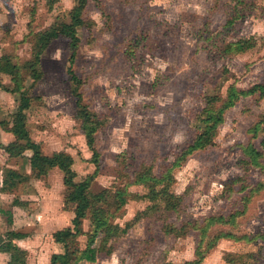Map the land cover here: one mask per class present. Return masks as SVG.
I'll return each mask as SVG.
<instances>
[{
    "label": "rangeland",
    "instance_id": "1",
    "mask_svg": "<svg viewBox=\"0 0 264 264\" xmlns=\"http://www.w3.org/2000/svg\"><path fill=\"white\" fill-rule=\"evenodd\" d=\"M102 2L106 16L93 3L85 10L94 25L78 29L81 42L74 65L83 79L85 103L106 121L97 133L100 168L92 184L95 192L131 182L133 172L146 164L161 175L194 138L193 117L203 108L204 94L225 95L232 84L246 89L264 82V0ZM74 5L75 0H60L52 7L49 0H0V56L29 60L35 36L68 21ZM245 38H253L255 46L237 55L224 54L226 43ZM69 57L68 42L54 41L39 66L42 79L27 80L34 97L28 126L45 154L66 151L74 157L81 180L96 166L75 117ZM0 84V120L9 119L19 96L8 91L12 89L8 76L0 75ZM263 118L264 97L242 98L226 113L215 145L174 169L171 191L185 194L177 212L166 210L163 202L157 203L158 210L149 209L155 202L146 198L147 188L130 186L137 197L117 222L133 223L131 229L108 243L98 241L97 261L81 264H183L195 258L201 226L208 227L209 236L229 231L239 237L221 239L205 255L204 264H264V240L253 239L264 233V188L251 192L264 181V172L245 164L248 158L243 153L250 143L261 149L263 133L256 139L250 129ZM13 139L0 127V143ZM30 155L11 158L0 150V264L9 261L2 245L12 231L27 235L16 240L28 252L27 264H51L52 255L63 251L53 234L70 226L74 216L65 208L62 172L53 169L37 176ZM239 176L245 182L232 185ZM242 185L247 188L241 190ZM142 211L150 216L134 221ZM235 211H245L235 226L206 225L208 217H228ZM90 221H84L85 231ZM166 223L187 225V234L166 236ZM152 238L155 247L146 242ZM86 241L81 235L72 244L83 248Z\"/></svg>",
    "mask_w": 264,
    "mask_h": 264
},
{
    "label": "trees",
    "instance_id": "2",
    "mask_svg": "<svg viewBox=\"0 0 264 264\" xmlns=\"http://www.w3.org/2000/svg\"><path fill=\"white\" fill-rule=\"evenodd\" d=\"M59 1L49 0L50 7ZM90 3L95 4L101 13L106 16L102 0H75V5L69 13L68 21L62 23L60 27L48 29L35 36L33 53L29 60L21 62L11 55L4 54L0 56V75L10 78L12 89L8 91L19 96L17 110L9 119L0 120V127L14 137L13 141L7 145L0 143V150L3 149L11 158H21L27 152H31L29 164L37 176L47 175L51 170L59 169L63 174L65 186V208H71L74 214L70 226L57 230L53 234L54 241L62 244L63 251L52 255L51 264L94 263L98 259L101 248L98 246V241L105 244L114 237L127 234L133 223L127 222L124 226H121L117 220L124 215L129 201L137 197L129 189L132 185H140L147 188L146 198L155 202L149 209L158 210L157 203L163 202L166 210L177 212L182 206L185 194L179 195L171 191V186L175 181L174 169L197 151L215 145L218 131L226 120V113L236 106L242 98L264 97V82L256 83L246 89L232 84L227 88L225 95L220 93L204 94L202 99L203 108L193 117L196 131L194 138L180 154H177L175 161L166 167L161 175H156L154 167L146 164L141 170L133 172L131 182L117 184L111 188L95 192L92 189V184L100 168V151L96 146L97 133L106 125V121L103 114L93 110L85 103L83 93L80 91L83 79L74 70L81 42L78 29L94 25L93 20L85 17V10ZM232 23L233 21H229L227 24L232 25ZM59 39H65L68 42L70 57L67 73L70 75L74 86L72 94L75 98V117L80 122L86 144L92 151L91 160L96 166L94 173L87 175L81 180H78V174L74 169V157L66 151H56L51 155L45 154L41 144L33 140L28 126V111L32 106L34 97L29 94L27 80L31 79L37 82L42 79L43 73L39 71V66L41 65L43 54L54 41ZM255 43L256 41L253 38L228 42L225 44L224 54L237 55L244 53L253 48ZM0 85L3 87L2 84ZM260 131L263 133L260 142L261 149L250 143L243 147V153L248 158L244 161L245 164L252 165L264 172V118L250 129L253 138L256 139L260 137ZM244 182V179L240 176L231 180L232 185H239ZM246 188L247 186L245 185L241 186V190ZM263 188L264 181H261L257 183L255 188L251 189V192L260 191ZM244 212L235 211L228 217L224 215L208 217L206 225L222 223L235 226L238 217ZM96 213H100V215L94 219L93 215ZM149 216V212L142 211L137 214L134 221H139ZM87 219L91 221L88 230L85 231L83 224ZM190 224L188 223V225ZM196 224L198 223L193 225L195 229L197 228ZM186 228L187 225L184 224L180 227H175L166 223L163 226V232L166 236L175 235L181 237L187 234ZM207 230V226L198 228L200 241L195 249V258L183 264H202L205 255L216 248L221 239L239 240V237L229 231H220L209 236L207 235ZM81 235L87 238L83 248L72 244L73 240ZM26 236V233L20 231H12L10 233L7 241L2 245V251L9 255L7 264H27V250L16 243V240L23 239ZM204 238H208L207 241H204ZM255 238L264 240V233L257 234L253 239ZM150 240L146 242L152 245L156 241L154 238ZM162 264L171 263L163 262Z\"/></svg>",
    "mask_w": 264,
    "mask_h": 264
},
{
    "label": "crops",
    "instance_id": "3",
    "mask_svg": "<svg viewBox=\"0 0 264 264\" xmlns=\"http://www.w3.org/2000/svg\"><path fill=\"white\" fill-rule=\"evenodd\" d=\"M204 263H206V262H205V259L203 260L202 264H204Z\"/></svg>",
    "mask_w": 264,
    "mask_h": 264
}]
</instances>
